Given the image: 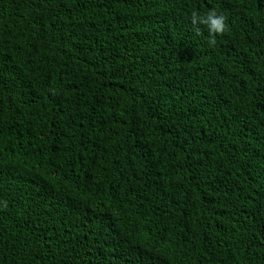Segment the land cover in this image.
<instances>
[{
	"label": "trees",
	"instance_id": "16d2710c",
	"mask_svg": "<svg viewBox=\"0 0 264 264\" xmlns=\"http://www.w3.org/2000/svg\"><path fill=\"white\" fill-rule=\"evenodd\" d=\"M0 264H264V0H0Z\"/></svg>",
	"mask_w": 264,
	"mask_h": 264
},
{
	"label": "clouds",
	"instance_id": "9594fccd",
	"mask_svg": "<svg viewBox=\"0 0 264 264\" xmlns=\"http://www.w3.org/2000/svg\"><path fill=\"white\" fill-rule=\"evenodd\" d=\"M191 24L193 25V31L196 35L202 34L201 25L207 29L210 46L215 45L217 35H223L227 30L226 17L222 14H218L214 9H210L207 14H200L197 11H192Z\"/></svg>",
	"mask_w": 264,
	"mask_h": 264
}]
</instances>
